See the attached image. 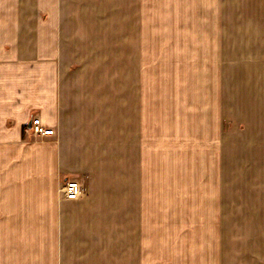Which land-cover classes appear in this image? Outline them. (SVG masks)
<instances>
[{"label":"crops","instance_id":"crops-1","mask_svg":"<svg viewBox=\"0 0 264 264\" xmlns=\"http://www.w3.org/2000/svg\"><path fill=\"white\" fill-rule=\"evenodd\" d=\"M249 240L264 264V0H0V264H245Z\"/></svg>","mask_w":264,"mask_h":264},{"label":"built area","instance_id":"built-area-1","mask_svg":"<svg viewBox=\"0 0 264 264\" xmlns=\"http://www.w3.org/2000/svg\"><path fill=\"white\" fill-rule=\"evenodd\" d=\"M26 132H31L34 135L45 136L55 135L56 130L53 127H48L43 124L40 118L32 117L30 123L25 128ZM87 187L75 178H69L64 181L61 192L62 198L65 200H77L86 193Z\"/></svg>","mask_w":264,"mask_h":264},{"label":"rangeland","instance_id":"rangeland-1","mask_svg":"<svg viewBox=\"0 0 264 264\" xmlns=\"http://www.w3.org/2000/svg\"><path fill=\"white\" fill-rule=\"evenodd\" d=\"M34 116H36L37 118H40V116H38V115H34ZM230 132H231V134L232 133H239L240 132L239 127H234L233 131L231 130ZM237 139H239V138H235L236 142H235L234 148H233L234 152L242 149V147L240 146V143L237 142ZM237 145H239V146L237 147ZM244 194H246V195L235 194L234 197L237 198L238 196H241L242 198L248 197L247 200H251V201L257 200V194L255 191L251 192L250 194H248V193H244ZM247 237L251 238V235L247 234ZM252 239H254V238H252ZM262 244H264V243H262ZM233 246L235 247V250L241 249L242 251H245V250L247 251L248 254H246L245 256L242 255V252H241V258H240L241 260H244V261L247 260V262H245V264H258V246H259V244L257 241L249 240V241H246L245 243H241V244L233 243ZM234 256H235V254L232 255V257H234ZM200 259H201V256H200ZM203 259H205V258L202 257L201 260L203 261ZM234 260H235V258H234ZM202 261H201L202 264H203V262H204V264L206 263V261H203V262ZM263 261H264V257H263Z\"/></svg>","mask_w":264,"mask_h":264}]
</instances>
